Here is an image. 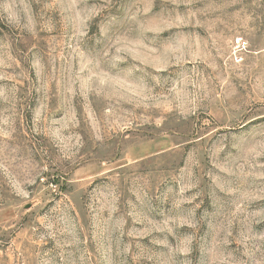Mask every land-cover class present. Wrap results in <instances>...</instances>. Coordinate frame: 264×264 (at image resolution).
Listing matches in <instances>:
<instances>
[{"label": "rangeland", "instance_id": "obj_1", "mask_svg": "<svg viewBox=\"0 0 264 264\" xmlns=\"http://www.w3.org/2000/svg\"><path fill=\"white\" fill-rule=\"evenodd\" d=\"M0 264H264V0H0Z\"/></svg>", "mask_w": 264, "mask_h": 264}]
</instances>
